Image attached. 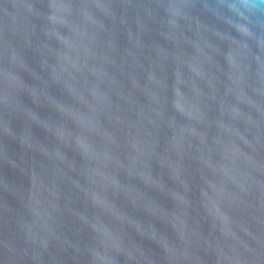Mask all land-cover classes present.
I'll list each match as a JSON object with an SVG mask.
<instances>
[{
	"label": "water",
	"instance_id": "obj_1",
	"mask_svg": "<svg viewBox=\"0 0 264 264\" xmlns=\"http://www.w3.org/2000/svg\"><path fill=\"white\" fill-rule=\"evenodd\" d=\"M0 264H264V0H0Z\"/></svg>",
	"mask_w": 264,
	"mask_h": 264
}]
</instances>
